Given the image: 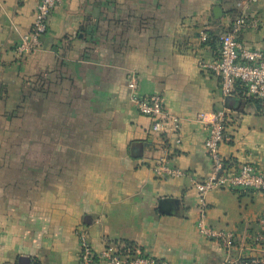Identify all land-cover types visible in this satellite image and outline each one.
I'll return each instance as SVG.
<instances>
[{"label": "crops", "instance_id": "1", "mask_svg": "<svg viewBox=\"0 0 264 264\" xmlns=\"http://www.w3.org/2000/svg\"><path fill=\"white\" fill-rule=\"evenodd\" d=\"M36 3L0 0V264H78L76 230L95 255L108 246L168 264L263 258L261 196L207 195L204 224L233 234L227 251L199 235L193 184L210 173L205 127L221 110L225 166L264 171L260 104L241 91L225 97L219 76L199 67L217 60L238 15L258 23L241 45L264 50V0H65L40 51L18 56ZM131 74L138 94L158 95L180 119L179 145L132 107ZM165 157L181 177L154 172Z\"/></svg>", "mask_w": 264, "mask_h": 264}, {"label": "built area", "instance_id": "2", "mask_svg": "<svg viewBox=\"0 0 264 264\" xmlns=\"http://www.w3.org/2000/svg\"><path fill=\"white\" fill-rule=\"evenodd\" d=\"M65 0H37L35 16L28 33L23 34L15 49L18 56L39 52L42 39L48 28L49 17L54 9ZM258 0H250L255 3ZM256 21H248L243 15H238L220 38L218 57L213 63H200L202 69H209L220 78V87L225 97L242 93L247 99L260 103L264 112V50L246 49L239 40L242 32L257 29ZM130 103L141 115L152 120L151 132L157 136H175V144H180L178 138L180 119L169 113L158 95H140L137 93L138 79L134 74L129 75ZM226 111L215 112L211 121L205 127L204 149L210 162V173L205 181L193 184L197 193V222L199 235L207 240L218 242L225 250L233 246V234L216 231L204 224L207 211L206 197L209 193L227 189L237 194L255 193L261 196L264 206V171L250 164L240 165L230 171L219 156L220 144L225 140ZM154 172L161 177L178 178L182 173L168 166L166 157L159 160ZM258 232L254 243L259 246L263 258L251 260L226 261L224 264H264V211L258 222ZM79 242L78 264H168L145 256L132 247H122L112 251L108 246L95 255L83 230H76Z\"/></svg>", "mask_w": 264, "mask_h": 264}, {"label": "water", "instance_id": "3", "mask_svg": "<svg viewBox=\"0 0 264 264\" xmlns=\"http://www.w3.org/2000/svg\"><path fill=\"white\" fill-rule=\"evenodd\" d=\"M221 15H222V12H221V10H220V8H214L213 9V16H214V18H219V17H221Z\"/></svg>", "mask_w": 264, "mask_h": 264}, {"label": "trees", "instance_id": "4", "mask_svg": "<svg viewBox=\"0 0 264 264\" xmlns=\"http://www.w3.org/2000/svg\"><path fill=\"white\" fill-rule=\"evenodd\" d=\"M239 91H241L242 92V90H239ZM253 101H256V100H253ZM257 103H259L258 101H256ZM260 104V103H259ZM128 248V247H127ZM130 248V247H129Z\"/></svg>", "mask_w": 264, "mask_h": 264}, {"label": "rangeland", "instance_id": "5", "mask_svg": "<svg viewBox=\"0 0 264 264\" xmlns=\"http://www.w3.org/2000/svg\"><path fill=\"white\" fill-rule=\"evenodd\" d=\"M32 107H33V105H32ZM53 114V113H52ZM54 115L56 116V112H54Z\"/></svg>", "mask_w": 264, "mask_h": 264}]
</instances>
